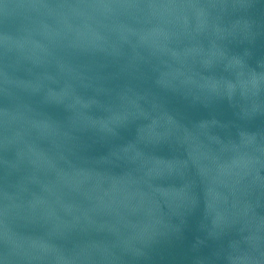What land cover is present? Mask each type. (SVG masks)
Listing matches in <instances>:
<instances>
[{
	"label": "water",
	"instance_id": "obj_1",
	"mask_svg": "<svg viewBox=\"0 0 264 264\" xmlns=\"http://www.w3.org/2000/svg\"><path fill=\"white\" fill-rule=\"evenodd\" d=\"M0 264H264V0H0Z\"/></svg>",
	"mask_w": 264,
	"mask_h": 264
}]
</instances>
